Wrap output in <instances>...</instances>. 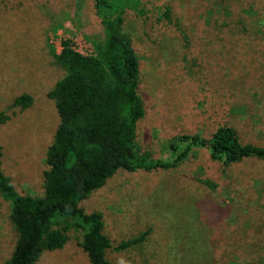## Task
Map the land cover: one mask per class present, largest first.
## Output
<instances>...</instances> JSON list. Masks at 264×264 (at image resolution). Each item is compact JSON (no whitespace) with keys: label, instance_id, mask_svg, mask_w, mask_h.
<instances>
[{"label":"rangeland","instance_id":"obj_1","mask_svg":"<svg viewBox=\"0 0 264 264\" xmlns=\"http://www.w3.org/2000/svg\"><path fill=\"white\" fill-rule=\"evenodd\" d=\"M140 1L143 13L127 8L124 28L140 61L142 151L173 160L177 137L210 138L226 124L244 143L264 146V0ZM168 5L169 23L160 18ZM230 27L236 37L225 35ZM81 38L94 48L105 39L96 0H0V112L22 94L33 97L0 125L1 166L21 194H44L60 123L48 92L66 70L51 48L60 54L65 40ZM83 206L103 212L114 246L149 230L142 243L111 249L113 264H264L263 159L227 166L195 147L174 168L118 170ZM11 210L0 194V264L18 240ZM78 236L37 264H91Z\"/></svg>","mask_w":264,"mask_h":264},{"label":"trees","instance_id":"obj_2","mask_svg":"<svg viewBox=\"0 0 264 264\" xmlns=\"http://www.w3.org/2000/svg\"><path fill=\"white\" fill-rule=\"evenodd\" d=\"M167 7L160 18L173 22V8ZM127 8L144 11L140 0H96L105 39L95 43V54L75 51L69 40L63 42L60 54L51 48L66 74L48 92L60 123L47 151L42 196L18 192L2 169L0 144V194L11 203V220L18 234L13 254L5 264H37L45 252L63 248L73 231L79 233L77 244L91 264H113L108 258L111 249L126 250L142 243L149 230L114 246L105 232L103 212L87 211L83 206L120 169L174 168L186 161L195 147L207 150L213 160L227 166L248 158L264 160V146L244 143L228 124L219 126L210 138L180 135L171 143L177 150L173 160L155 159L142 151L137 127L146 108L139 92V56L124 28ZM229 29L234 30L228 28L225 35L236 37L238 30L231 33ZM235 59L233 54L231 63ZM32 102L29 94L18 96L0 112V125L11 119L10 110L27 108ZM179 143L184 146L181 151ZM205 182L214 187L211 180Z\"/></svg>","mask_w":264,"mask_h":264},{"label":"built area","instance_id":"obj_3","mask_svg":"<svg viewBox=\"0 0 264 264\" xmlns=\"http://www.w3.org/2000/svg\"><path fill=\"white\" fill-rule=\"evenodd\" d=\"M66 41V40H65ZM72 46V44H71ZM72 48L84 55H91V54H95L96 49L91 46V43L88 42L86 39L81 38L80 40L75 41L74 45L72 46Z\"/></svg>","mask_w":264,"mask_h":264}]
</instances>
